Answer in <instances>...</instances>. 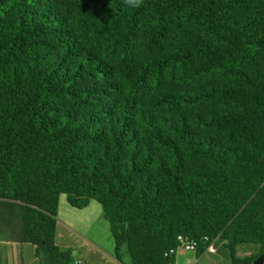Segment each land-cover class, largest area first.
<instances>
[{
  "label": "trees",
  "instance_id": "1",
  "mask_svg": "<svg viewBox=\"0 0 264 264\" xmlns=\"http://www.w3.org/2000/svg\"><path fill=\"white\" fill-rule=\"evenodd\" d=\"M63 194L102 206L121 263L175 264L182 236L253 264L264 0H0V241L81 264L57 243Z\"/></svg>",
  "mask_w": 264,
  "mask_h": 264
},
{
  "label": "rangeland",
  "instance_id": "2",
  "mask_svg": "<svg viewBox=\"0 0 264 264\" xmlns=\"http://www.w3.org/2000/svg\"><path fill=\"white\" fill-rule=\"evenodd\" d=\"M58 222V245L64 250H72L73 256L81 264H130L131 258L127 252L123 257L124 263L116 259L110 223L104 218L102 206L97 201H91L85 209H77L69 204L68 195H61ZM258 248L255 244L241 245L238 247V256L244 257V251L256 252ZM222 249L228 250L224 245ZM206 256L208 259L204 264H212V255L206 253Z\"/></svg>",
  "mask_w": 264,
  "mask_h": 264
},
{
  "label": "crops",
  "instance_id": "3",
  "mask_svg": "<svg viewBox=\"0 0 264 264\" xmlns=\"http://www.w3.org/2000/svg\"><path fill=\"white\" fill-rule=\"evenodd\" d=\"M217 245V252L214 254L209 253L212 255V264H230L229 253H227L228 250L226 252L222 249V245L225 246V243L221 240H217L215 246ZM250 252L252 251L246 250L243 253H240L250 255ZM206 253L208 252L204 251L203 253H198L187 252L186 250L181 252L180 250L175 254V264H204L207 261L206 259H208ZM0 264H39L38 259L35 256V246L29 243L0 241Z\"/></svg>",
  "mask_w": 264,
  "mask_h": 264
},
{
  "label": "built area",
  "instance_id": "4",
  "mask_svg": "<svg viewBox=\"0 0 264 264\" xmlns=\"http://www.w3.org/2000/svg\"><path fill=\"white\" fill-rule=\"evenodd\" d=\"M179 240L181 242V247L179 249L182 250H186V251H190V252H196L198 249V244L196 241H188L185 240L182 236H179ZM206 240H208L206 238ZM216 240H213L205 249V252L214 254L217 252V248L215 246ZM169 254H176V250L175 249H171Z\"/></svg>",
  "mask_w": 264,
  "mask_h": 264
},
{
  "label": "water",
  "instance_id": "5",
  "mask_svg": "<svg viewBox=\"0 0 264 264\" xmlns=\"http://www.w3.org/2000/svg\"><path fill=\"white\" fill-rule=\"evenodd\" d=\"M253 264H264V253L254 260Z\"/></svg>",
  "mask_w": 264,
  "mask_h": 264
}]
</instances>
